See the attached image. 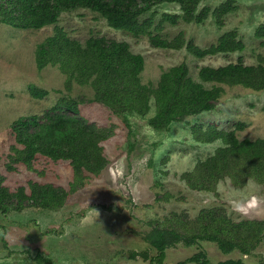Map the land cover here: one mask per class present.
Here are the masks:
<instances>
[{"label":"rangeland","instance_id":"1","mask_svg":"<svg viewBox=\"0 0 264 264\" xmlns=\"http://www.w3.org/2000/svg\"><path fill=\"white\" fill-rule=\"evenodd\" d=\"M223 2L202 0L200 10H214ZM238 6V11L225 17L223 26L212 17L202 24H167L165 38L184 33L187 40L201 48L217 43L232 30L238 31L246 45L241 53L203 59L186 48H155L147 37L135 38L115 30L100 15L86 9L64 13L57 25L43 29H18L0 23V173L4 184L12 191L29 188L30 182L53 184L69 192L66 204L58 210L0 212V264H40L39 256L54 264H158L150 260L157 252L146 238L156 225L174 220L173 214L179 215L177 220L190 223L187 229L194 227L200 214L211 210L223 211L233 222L264 221V184L250 180L238 187L228 177L219 182L216 192H207L194 190L181 179L198 162L225 146L221 140L198 143L193 136L194 126L229 131L243 125L237 132L240 141L264 138V91L223 86L225 94L215 110L174 123L169 132H160L148 123L156 113L154 104L145 117L117 115L93 101L91 88L74 84L68 90L66 76L58 67L49 65L40 71L36 62L38 47L59 28L69 39L81 43L92 36L129 43L134 53L145 58L142 83L146 85L157 86L164 71L182 63L189 66L195 79L205 66L218 68L239 59L246 65H257L259 57L264 56V41L255 36L264 24V0H238ZM153 12L180 14V6L166 4ZM32 85L48 95L35 99L29 92ZM66 97L81 102V113L87 120L114 129V136L102 143L107 167L98 176L90 175L75 192H71L75 177L70 162L39 157L30 170L23 164H13L9 158L15 144L13 123L42 115ZM135 252L147 253L148 260L132 258ZM199 252H205L209 264L229 259L264 264V240L248 255L239 250L223 254L216 244L206 241L191 246L180 242L167 249L164 264H195L186 261Z\"/></svg>","mask_w":264,"mask_h":264},{"label":"trees","instance_id":"2","mask_svg":"<svg viewBox=\"0 0 264 264\" xmlns=\"http://www.w3.org/2000/svg\"><path fill=\"white\" fill-rule=\"evenodd\" d=\"M202 0H0V23L18 29H43L57 25L64 13L86 9L97 13L108 25L135 38L147 37L151 45L160 49L186 50L198 59L218 54L243 52L244 41L237 30L224 33L207 48H201L184 33L173 39L164 37L167 24L177 26L180 21L202 24L212 17L219 26L230 13L238 11V0H224L210 10H200ZM166 4L180 6V14H159L155 7ZM255 36L264 41V24ZM264 44V42H262ZM38 69L49 65L58 67L66 76V88L74 84L92 89L93 101L102 103L117 115H148L152 104L156 113L149 125L156 131L169 132L174 123L216 109L225 94L223 86H241L253 91H264V56L259 64L246 65L242 59L237 63L214 68L202 67L193 78L186 63L164 71L157 86L142 83L145 58L132 51L129 43L92 36L85 43L71 40L63 29L38 47L36 54ZM35 99L48 95L46 90L30 86ZM81 102L71 98L59 102L42 115L20 118L12 125L15 144L9 156L13 164H23L32 170L39 157L54 162L68 161L73 169L75 182L71 192L85 185L90 175L98 176L107 167L102 143L114 136L113 128L99 126L87 120L81 113ZM239 125L226 131L216 126L204 130L194 126L193 136L200 144H211L221 140L224 147L204 161L197 163L193 171L181 176L194 190L216 192L220 181L231 178L234 185L243 187L253 180L264 184V138L257 140L237 137ZM0 173V212H23L26 209H61L67 202L69 192L53 184L29 183L12 191ZM185 217V216H184ZM167 219V224L156 225L146 240L156 249L157 256L150 258L164 264L168 248L183 242L187 246L206 241L217 245L223 254L239 250L248 255L264 240V221L243 220L233 222L223 211H205L187 229L189 222ZM171 223V224H170ZM175 225H174V224ZM180 230H183L181 232ZM205 252L190 257L186 263L209 264ZM148 260L147 253H133ZM40 264H54L39 256ZM181 264H185L181 263ZM219 264H247L243 260L229 259Z\"/></svg>","mask_w":264,"mask_h":264}]
</instances>
